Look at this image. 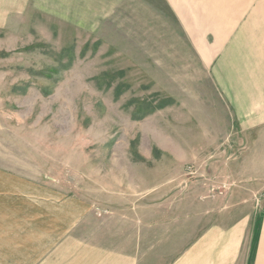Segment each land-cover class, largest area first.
I'll list each match as a JSON object with an SVG mask.
<instances>
[{"label": "rangeland", "instance_id": "obj_1", "mask_svg": "<svg viewBox=\"0 0 264 264\" xmlns=\"http://www.w3.org/2000/svg\"><path fill=\"white\" fill-rule=\"evenodd\" d=\"M0 171L96 214L240 227L242 250L264 207V0H0Z\"/></svg>", "mask_w": 264, "mask_h": 264}, {"label": "crops", "instance_id": "obj_2", "mask_svg": "<svg viewBox=\"0 0 264 264\" xmlns=\"http://www.w3.org/2000/svg\"><path fill=\"white\" fill-rule=\"evenodd\" d=\"M0 211L13 212L8 236L0 237L13 248L0 252V264H264V207L242 250L240 227H205L199 236L196 219L187 226L153 222L148 214H96L77 199L26 190L1 171Z\"/></svg>", "mask_w": 264, "mask_h": 264}]
</instances>
